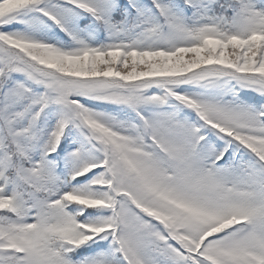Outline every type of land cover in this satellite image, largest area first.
<instances>
[{"label":"snow or ice","instance_id":"snow-or-ice-1","mask_svg":"<svg viewBox=\"0 0 264 264\" xmlns=\"http://www.w3.org/2000/svg\"><path fill=\"white\" fill-rule=\"evenodd\" d=\"M0 264H264V0H0Z\"/></svg>","mask_w":264,"mask_h":264}]
</instances>
